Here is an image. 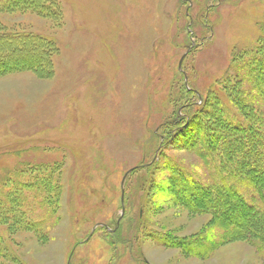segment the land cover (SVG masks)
Listing matches in <instances>:
<instances>
[{
  "label": "rangeland",
  "instance_id": "1",
  "mask_svg": "<svg viewBox=\"0 0 264 264\" xmlns=\"http://www.w3.org/2000/svg\"><path fill=\"white\" fill-rule=\"evenodd\" d=\"M4 1L0 264H264V0Z\"/></svg>",
  "mask_w": 264,
  "mask_h": 264
},
{
  "label": "trees",
  "instance_id": "2",
  "mask_svg": "<svg viewBox=\"0 0 264 264\" xmlns=\"http://www.w3.org/2000/svg\"><path fill=\"white\" fill-rule=\"evenodd\" d=\"M23 1L22 0H5L4 3L6 5V9H3V11L4 10L10 11L11 9H16V10L24 9V8H22V6H23L22 4H24ZM39 2H40V0H38V3ZM38 5H36V6H38ZM42 39H44V38H42ZM18 43H19L18 37L8 36V35H2V36L0 35V71L2 73H6L7 70H9L8 68H14L15 70H20V71L32 70V69L35 70L36 66L42 67V64L44 65V63L47 62L45 59H44L45 61L40 60L41 58L38 57L37 53L35 54V52H33V50H32L33 46H31V48H28L27 45L23 46V45H21V43H19V44ZM34 54L37 56H35ZM26 63H28V64L26 65ZM33 64H35L36 66H33ZM22 66H24V67L20 68ZM25 66H26V68H25ZM27 66H29L30 68H28ZM262 85L264 86V84H262ZM209 132L210 131H208L207 135H209ZM255 136H256V134H255ZM250 138H252V137H250ZM255 142H257L258 145L264 146V141L262 139L256 138ZM241 172H243L241 175H244V178L246 179V183H250L258 193L264 194V183H262V181L258 180L257 176H255L253 174L254 173L253 171L242 170ZM231 192L233 193V196L235 197V199L239 200L242 203V205H245L246 207H248L246 201L244 200V198L240 194H237V192L235 190H232ZM250 209L255 211L256 220L254 219L255 221L253 224L247 223L248 225H245V226L247 228L249 227V229L252 232H255V234L264 236V211L258 212L257 209H255L254 207H251V206H250ZM0 218H2V217H0ZM261 218H263V219H261ZM257 219L261 222L257 223V221H258ZM0 220H2V219H0ZM2 221H4V220H2ZM231 223L234 225L235 219H233V221ZM234 230L236 232H238L239 230H242V229H239L235 226ZM262 241L264 242V239ZM0 255H2L0 257H2V259H4L3 258L4 254L2 252H0Z\"/></svg>",
  "mask_w": 264,
  "mask_h": 264
},
{
  "label": "water",
  "instance_id": "3",
  "mask_svg": "<svg viewBox=\"0 0 264 264\" xmlns=\"http://www.w3.org/2000/svg\"><path fill=\"white\" fill-rule=\"evenodd\" d=\"M132 171H133V170H130V171L127 173L126 177H127Z\"/></svg>",
  "mask_w": 264,
  "mask_h": 264
}]
</instances>
